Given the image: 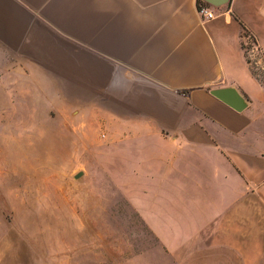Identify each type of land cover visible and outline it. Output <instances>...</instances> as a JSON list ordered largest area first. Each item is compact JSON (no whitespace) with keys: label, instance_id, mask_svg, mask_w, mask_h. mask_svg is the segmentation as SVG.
Wrapping results in <instances>:
<instances>
[{"label":"crops","instance_id":"obj_1","mask_svg":"<svg viewBox=\"0 0 264 264\" xmlns=\"http://www.w3.org/2000/svg\"><path fill=\"white\" fill-rule=\"evenodd\" d=\"M198 1L0 0V108L104 126L103 172L178 264H264V86L243 48L264 61V0H213L210 20Z\"/></svg>","mask_w":264,"mask_h":264},{"label":"rangeland","instance_id":"obj_2","mask_svg":"<svg viewBox=\"0 0 264 264\" xmlns=\"http://www.w3.org/2000/svg\"><path fill=\"white\" fill-rule=\"evenodd\" d=\"M243 48L264 86L261 53ZM53 115L21 124V108H0V264H178L103 172L104 126Z\"/></svg>","mask_w":264,"mask_h":264},{"label":"water","instance_id":"obj_3","mask_svg":"<svg viewBox=\"0 0 264 264\" xmlns=\"http://www.w3.org/2000/svg\"><path fill=\"white\" fill-rule=\"evenodd\" d=\"M205 1L211 4L213 3V0ZM210 94L237 112L244 110L246 107L243 96L233 87L213 89L210 90ZM80 176H82L81 172L76 174L75 178H79Z\"/></svg>","mask_w":264,"mask_h":264},{"label":"built area","instance_id":"obj_4","mask_svg":"<svg viewBox=\"0 0 264 264\" xmlns=\"http://www.w3.org/2000/svg\"><path fill=\"white\" fill-rule=\"evenodd\" d=\"M197 12L204 20H210L216 16L215 12L209 7V3L205 0L198 1Z\"/></svg>","mask_w":264,"mask_h":264}]
</instances>
